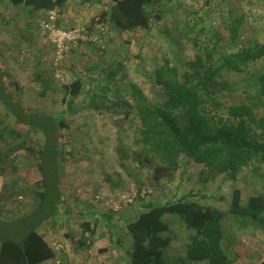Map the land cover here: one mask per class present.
<instances>
[{"label": "rangeland", "instance_id": "obj_1", "mask_svg": "<svg viewBox=\"0 0 264 264\" xmlns=\"http://www.w3.org/2000/svg\"><path fill=\"white\" fill-rule=\"evenodd\" d=\"M207 1L160 0L150 8L153 21L149 29H137L124 33L110 23L99 24L101 13L105 9L103 3L88 5L86 17L83 16L88 19L81 26L89 27L97 21L98 24L94 28L102 29L101 36L105 48L84 45L83 47H86L88 51L74 58L75 64H78V67L73 68L74 72L86 73L83 76L89 83L93 82L101 86L109 83L110 90L104 92L98 90V92H106L110 99L117 100L118 97L119 99L122 97L130 101L125 89L128 83L136 82L153 101H164L166 95L164 89L157 83L156 70L162 64L164 55L169 56L181 70L189 65L195 55V35L189 29L187 19L202 10ZM212 3V6L218 5L215 20L221 16L227 17L231 7L243 9L245 23L241 31V44L249 36L264 41V0H213ZM14 8L18 7H13L9 1L0 4V47L2 49L8 46L9 52L14 55L9 60L14 78L20 84L28 81L25 91L21 92L27 107L50 114L67 112L65 120L68 128L63 131L66 137L64 142H70L71 145L62 146L57 163L56 153H47L49 158L48 161L45 160V172L51 177L50 182H57L60 179V183L56 186V182L50 184L52 188L49 191V198L43 200L35 193L37 190L43 193L47 190L39 182L38 161L35 153L23 148L14 152L16 149L13 147L22 140L26 141L28 147L34 146L35 143L42 146L45 136L38 131H31L27 126L18 125L16 122L13 124L5 115L3 116V122L0 125L1 220L12 222L29 215L31 222L34 221L35 229L39 231L43 227L53 229L56 236L53 247L62 254L70 251V256L74 258L72 261L65 258L63 261L67 264L68 262L69 264H93L94 258L96 259L94 264H101V262L103 264L105 261L102 258L103 254L97 255L95 252L93 254L90 249L88 251L84 250V247L80 248L83 236L87 244L92 240L96 241L95 238L90 239V233H86L83 229L86 215L65 214L64 209L68 205L73 208L71 202H76V207H80L81 205L78 204H82L87 199L103 206L106 210H115L114 207L121 198H130L129 202L121 203L118 209L121 214L130 216L124 218L119 227H113L108 225L109 222L101 220L96 222V228L99 234L105 236L107 232L103 229L105 225H108L106 229L110 228L108 233L113 242L109 248L115 247L114 245L119 248L120 253L113 250V255H110L111 262L132 264L131 254L128 251L133 249V240L127 231L126 221L135 218L145 204L175 201L191 193L204 204L229 211L235 189L242 191V204H246L250 196L264 190V164L261 168L253 166L244 169L236 179L221 176L208 183L202 181L204 174L201 172L203 168L200 165L185 164L174 178L160 183L154 182L153 167L145 161L143 156L137 155L139 149L133 142L132 134H130L132 131H128L127 123L119 121L126 111L134 114L133 108L128 106L121 108L111 101L107 105L113 110L103 108L96 111L88 108L87 101L82 99L76 101L73 111H69L70 97L65 96L64 84L55 80L52 74L55 72L53 66L51 67L54 46L48 45L44 53L48 57L46 60L40 59L36 62L31 56L33 51H29L24 46L28 37H34L32 39L36 40L38 32L41 35L40 23L44 17L41 18V13L36 16L27 13L26 7L21 6V10ZM222 11L224 15H221ZM233 15L234 18L238 16L236 12ZM27 23L29 28L25 27ZM30 32L32 36L29 35ZM220 32L224 34L223 31ZM20 47L21 50H19ZM39 68L46 70L48 80L51 81L49 88H46L48 83L45 86L39 80L37 81L35 74ZM63 71L67 83L71 82L74 76L68 68V60ZM263 71L264 58L252 62L241 73L224 71L222 79L228 85L227 100L245 99L250 92L256 94L258 77ZM79 106L82 108L79 109ZM121 128L127 131L123 134L119 133ZM6 129L17 130L23 135V139L12 140ZM120 137L124 138L122 142ZM50 157H54L55 163ZM145 190L148 193L143 197L142 193ZM78 211L84 212L85 208H78ZM46 217L47 220L43 222L42 219ZM164 220L170 225V231L167 234L172 238V244L165 252L164 264H197L186 258L185 244L188 241L186 238L188 230L183 219L172 214L165 215ZM241 223L242 219H237L231 213H228L222 223L223 247L231 258L234 257L237 243L247 245L246 247L249 245L238 239L236 231L237 227H241ZM17 224H12L11 229L7 230L8 234L2 233L1 236L21 239L23 236V232L19 230L21 223ZM71 239L74 240V244ZM250 245L255 247L254 250L249 247L252 251L259 252V255L264 257V240L255 243L252 241ZM82 255H88L86 263L77 260Z\"/></svg>", "mask_w": 264, "mask_h": 264}, {"label": "trees", "instance_id": "obj_2", "mask_svg": "<svg viewBox=\"0 0 264 264\" xmlns=\"http://www.w3.org/2000/svg\"><path fill=\"white\" fill-rule=\"evenodd\" d=\"M4 1L0 0V3ZM7 1L15 7L49 13L66 7L69 0ZM80 1L82 4L103 3L105 9L99 24L110 23L124 33L149 29L153 21L150 8L160 0ZM212 1L208 0L202 10L192 14V20L191 17L187 19L188 27L195 35V55L189 65L181 70L169 56L164 55L162 64L156 70L157 83L166 95L164 101H153L136 82L128 83L125 89L131 102L122 97L110 99L106 92H100L110 90L109 83L104 86L89 83L79 74L71 82L63 83L65 96L70 97L69 111H73L76 101L82 99L87 101L88 108L96 111L103 108L113 110L107 105L111 101L121 108H133L134 114L126 111L119 121L128 124V131H132L133 142L139 149L137 155L143 156L153 167L152 179L156 183L174 178L185 164H196L203 168V183L215 181L221 176L236 179L244 169L253 166L261 168L264 164V71L258 77L257 93L250 92L245 99L227 100L228 85L222 79L224 71L241 73L252 62L264 58V41L249 36L241 44V31L245 23L243 9L231 7L227 17L225 15L215 20L218 5L212 6ZM235 12L238 14L236 18L233 15ZM221 15H224L223 11ZM96 24L98 22L94 21L90 29H95ZM53 77L61 82L55 72ZM45 83H48V86L45 84L46 88L51 86V82ZM0 103L18 125L27 126L31 131L45 136L42 146L35 143L28 147L26 141L22 140L13 148L16 149L14 152L23 148L35 153L39 182L47 189L44 193L39 190L35 193L46 200L52 188L50 184L56 182H50L51 177L44 169L45 160L49 158L47 153H56L57 163L62 146L71 145L64 142L66 137L63 131L68 128L65 120L67 112L50 114L27 108L1 47ZM5 131L14 141L23 139V135L15 129ZM119 131L123 134L127 130L121 128ZM120 139L121 142L124 140L123 137ZM50 158L55 163L54 157ZM59 180L55 186L60 183ZM68 211L72 212V209ZM228 213L242 219L241 227H237L236 231L238 239L249 243L248 247L237 243L232 258L223 247L222 223ZM172 214L180 216L187 227L185 249L188 261L197 264H264V257L252 251L255 247L250 245L252 241L264 240V190L250 196L247 203L242 204V191L235 189L229 211L204 204L191 193L175 201L145 204L135 218L126 221L127 231L133 240L130 253L132 264H164L165 252L172 244V238L167 234L170 225L164 216ZM30 217L26 215L12 222L0 219V264H43L56 257L55 249L35 229ZM103 217L119 227L125 215L108 210ZM46 220L47 217L42 219L43 222ZM12 224H20L19 230L23 232L21 239L1 236L2 233L8 234L7 230L11 229ZM84 225L86 233L94 237L96 231L91 227L92 222ZM106 232L99 240H92L89 244L82 241L80 245H86L93 254H105L112 243L109 231Z\"/></svg>", "mask_w": 264, "mask_h": 264}, {"label": "crops", "instance_id": "obj_3", "mask_svg": "<svg viewBox=\"0 0 264 264\" xmlns=\"http://www.w3.org/2000/svg\"><path fill=\"white\" fill-rule=\"evenodd\" d=\"M4 2H7V0L4 1ZM4 2H2L0 4H3ZM96 3H100V2L95 1V2L88 3V4H82L80 0H77V1L69 0L67 5H66V7H64L62 9H59V10H56L58 12V14H59V21H58L59 26L62 27V28L68 29V28H71V27L83 25L85 20L88 19V18H83V16L86 17L85 14H86V11L88 10L87 6L88 5H94ZM13 7H15V6H13ZM14 9L21 10V6L18 7V8H14ZM27 11H28L27 13H29V14H31L33 16H36V14H40L41 13L40 14L41 18L45 17L48 14L47 11L46 12L45 11H40V10L35 11V10H31L30 8H27ZM87 22H88V20H87ZM25 27L29 28L30 27L29 23H27ZM29 35L32 36V32H30ZM37 37H36V40L32 39L34 37H28V41H26L25 45H24V46H26V48L29 51H33L31 56L35 59V62H36V60L39 61L40 59H45L46 60L48 57L46 55H44V53H45L46 49L48 48L49 44L51 46L53 45V43L50 40V38L42 37L41 35H39V32H38V36ZM32 42H34V44ZM90 45L93 46V44H89L88 46H90ZM85 46H87V45H85ZM94 46H96V45H94ZM8 48L9 47L7 46V47L2 48L1 50L3 52V55H4L5 59L7 60L8 67H9L10 72H11L13 78H14V74H13V72L11 70L10 65H9V60H11L14 55H13L12 52H9ZM26 48L24 47V49H26ZM86 49H87L86 47L85 48L82 47L80 50L72 51L69 54V57H68V68L72 71V74H73L74 77H76L77 74L74 72L73 68L78 67V64H75V62H74V58H77L78 55H82L84 52H87L88 50H86ZM19 50H21V47H20ZM16 51H18V49ZM53 53H54V48L52 47V54ZM51 67H52V65H51ZM87 69H89V68L87 67ZM52 74H53V72H52ZM83 74H86V73H84V72L79 73V75H81V76H83ZM35 75H36L37 81L39 80L44 85L46 84L45 82H48V81L51 82L50 80H48V74H46V70H42L41 68H39ZM15 80L19 84L21 92L23 93V91H25L24 89L27 87L26 85H27L28 81H26L25 83L20 84L17 79H15ZM29 81H30L29 82V84H30L31 80L29 79ZM21 96H22V94H21ZM22 101H23V103L25 105V102H24L23 98H22ZM27 108H29V107H27ZM7 114H8L7 110L0 103V125H2V122H3L2 118H3L4 115L6 116L7 120H10L13 124L16 122L15 118L11 114H9V115H7ZM5 123H6V121H5ZM69 203H70V201H69ZM71 203L73 204V208L70 205H68L64 209L65 214L66 213H68V214L75 213L73 215H76V214H79V215L84 214V215H86V218H85L84 222L85 223L89 222V221L92 222V226L91 227L96 231L95 232V236L94 237L90 236V239H91V237H93V239L95 238L96 241L99 240L101 238V236H103V235L98 233V230L96 228V222H100L101 220L106 221V219H104L103 215L106 214V211H108V210H106L103 206H100L98 204H94L93 202L88 201L86 199L85 201H83L82 204H78L79 206L81 205L80 207L77 206L78 208H85V211L84 212H79L78 208L75 205L76 202L75 203L71 202ZM70 208L72 209V212L68 211V210H70ZM121 215H125V214H121ZM129 217H130L129 215H125V218H129ZM109 223L110 224H108V225H111V226L115 227L113 222H112V220ZM108 225L104 226V229H103L104 232L105 231H109L110 228L106 229V227H108ZM84 228H85V225H84ZM38 232L45 237L46 241H48L51 246H53L54 242H56V239H55L56 236H55V233H54L52 228L43 227L42 230L41 231L38 230ZM82 241H86L84 236L82 237V240L80 242H82ZM72 242H73V244L75 243L74 240H72ZM77 243H79V242H77ZM112 245H113V242H112ZM114 246L115 247L109 248L107 253L102 255V258L105 260L103 264H113L111 262V260H110V259H112V256L110 257V255H113L112 254L113 250H115V252L120 253L119 252V248L117 247V245H114ZM82 247H84L83 248L84 250H88L89 249L86 245L82 246ZM82 247H80V248H82ZM74 249H76V248H74ZM55 251H56V249H55ZM69 252H66L65 254L64 253L62 254V253H60V251H58V252L56 251V257L53 260L47 261V262H45L43 264H53V263L62 264V261L65 258H68L69 261H72L74 258H72V256H70L71 254ZM131 252H132V249H130L128 251L129 254ZM58 255H60V256H58ZM88 258H89L88 255H82V257L78 258L77 260H79V262L86 263L85 261ZM63 262H64L63 264H67L66 261H63ZM95 262H96V259L94 258L93 264ZM90 263H92V261H90ZM68 264H69V262H68ZM101 264H102V262H101Z\"/></svg>", "mask_w": 264, "mask_h": 264}, {"label": "built area", "instance_id": "obj_4", "mask_svg": "<svg viewBox=\"0 0 264 264\" xmlns=\"http://www.w3.org/2000/svg\"><path fill=\"white\" fill-rule=\"evenodd\" d=\"M59 14L57 11L49 12L40 23V33L42 37L50 38L54 46L52 58V66L55 70L56 77L62 83H67L64 74V65L68 60L72 51L80 50L84 45H97L105 48L104 41L101 36L102 29H90L88 26H75L68 29L59 26ZM148 191H143L144 197ZM129 199L121 198L114 209L118 211L121 203L129 202ZM131 201V200H130Z\"/></svg>", "mask_w": 264, "mask_h": 264}]
</instances>
